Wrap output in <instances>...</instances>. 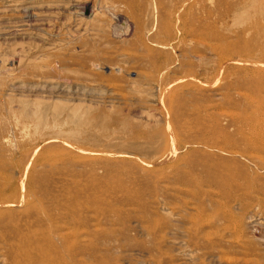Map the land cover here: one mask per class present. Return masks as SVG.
Returning <instances> with one entry per match:
<instances>
[{"label": "rangeland", "instance_id": "obj_1", "mask_svg": "<svg viewBox=\"0 0 264 264\" xmlns=\"http://www.w3.org/2000/svg\"><path fill=\"white\" fill-rule=\"evenodd\" d=\"M0 264H264V0H0Z\"/></svg>", "mask_w": 264, "mask_h": 264}]
</instances>
